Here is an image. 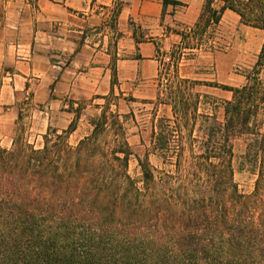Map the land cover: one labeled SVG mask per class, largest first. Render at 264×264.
<instances>
[{"label":"trees","instance_id":"trees-1","mask_svg":"<svg viewBox=\"0 0 264 264\" xmlns=\"http://www.w3.org/2000/svg\"><path fill=\"white\" fill-rule=\"evenodd\" d=\"M226 10L264 32V0H205L193 27L198 46ZM246 80L220 87L232 92L221 120L218 105L200 111L208 97L176 76L159 102L171 117L156 120L143 159L119 122L107 129V100L100 123L91 121L75 145L79 110L65 132L47 131L37 147L20 137L0 147V264H264V43ZM106 129L112 136H102ZM238 135L256 176L249 195L233 178ZM132 157L137 179L128 175Z\"/></svg>","mask_w":264,"mask_h":264},{"label":"crops","instance_id":"crops-1","mask_svg":"<svg viewBox=\"0 0 264 264\" xmlns=\"http://www.w3.org/2000/svg\"><path fill=\"white\" fill-rule=\"evenodd\" d=\"M172 1L179 5L163 0H0L4 146L21 131L24 136L65 132L76 110L96 102L118 100L127 108L159 104L164 66L194 83L193 93L208 97L200 111L211 114L218 105L222 120L223 103L231 101L232 92L220 87L246 84L264 32L241 24L237 14L226 10L198 46L193 27L205 0ZM159 106L170 109V118L171 107ZM261 118L264 122V113ZM80 122L71 141L87 136Z\"/></svg>","mask_w":264,"mask_h":264},{"label":"rangeland","instance_id":"rangeland-1","mask_svg":"<svg viewBox=\"0 0 264 264\" xmlns=\"http://www.w3.org/2000/svg\"><path fill=\"white\" fill-rule=\"evenodd\" d=\"M171 71L166 66L161 68L160 80L162 84V97L159 102L165 101L170 87L175 88L176 86L177 75H175L174 70L172 73ZM177 78L179 77L177 76ZM103 104L104 103H102V101L96 102L95 104L89 106V108H84L85 111L79 113L78 119H81L79 124L81 133L87 134V136L90 134L92 130L90 122L94 121L97 123L101 119V106H103ZM118 104L120 109L115 108L116 105L119 107ZM121 106L123 107L121 108ZM169 110V108L159 106L157 103L152 106H149V104H137L133 107L127 108L124 107L121 101L114 100L108 102V108L104 112V117L106 118V123L108 124L107 129H109L114 122H119L122 125L123 133L125 134L134 155L139 159H143L145 152L149 150V139L152 126L156 125V120L159 118L164 116L168 117L170 115ZM262 115L263 113L261 112L258 118L259 121L262 120ZM107 131L108 132L104 133L102 136H112V132L110 130ZM197 135L198 134L195 132L194 136ZM17 137L22 138L29 144H34L36 147L42 142V136H24L23 131H21L16 136H13L12 143ZM12 143L8 148H6L0 140V147L2 149L9 150L12 147ZM69 143L71 145H75L77 142L76 140L71 141L69 139ZM245 148L246 138L244 136H237L233 142L234 158L232 169L234 182L237 185L238 191L241 194L249 195L253 191L256 176L251 171L252 167L247 164L244 159ZM148 161L153 167L161 169L160 162L155 157L148 156ZM128 175L132 179H137L140 176V170L134 157L130 159L128 165Z\"/></svg>","mask_w":264,"mask_h":264}]
</instances>
